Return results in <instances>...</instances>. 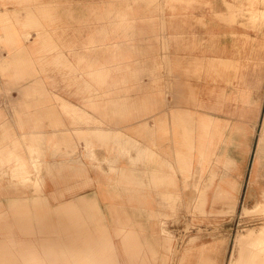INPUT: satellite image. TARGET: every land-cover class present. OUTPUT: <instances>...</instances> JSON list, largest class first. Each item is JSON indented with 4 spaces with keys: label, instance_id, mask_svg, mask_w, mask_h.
<instances>
[{
    "label": "crops",
    "instance_id": "obj_1",
    "mask_svg": "<svg viewBox=\"0 0 264 264\" xmlns=\"http://www.w3.org/2000/svg\"><path fill=\"white\" fill-rule=\"evenodd\" d=\"M2 2L0 23L7 33L0 32L6 42L0 61L10 62L7 75L34 74L35 63L34 75L42 79L36 101L23 98L9 105L14 112L3 138L10 135L15 144H29L34 169L36 145L45 153L35 193L6 198L7 207H0V252L9 255L5 260L18 255V261L35 263L61 248L72 264H98L101 243L92 241L105 237L116 249L115 240L123 244L125 237L145 233L147 251L135 257L140 264H167L171 236L163 227L156 231L163 218L158 215L166 213L164 204L175 203L173 199L187 203L192 168L199 163L203 171L206 163H214V154V165L225 169L212 166L202 202L211 187V197L222 201L225 210L236 209L242 186L229 174L238 168L237 156L233 149L216 153L221 142L215 141L245 139L251 123L221 118L216 95L240 94L245 109L260 105L251 95V30L234 23L236 12L250 0ZM257 10H252L254 18ZM259 11L264 17V9ZM33 30L35 43L29 44ZM61 31L66 39L60 38ZM33 49L36 53L29 52ZM63 75L68 96L62 103L56 76ZM50 93L40 100L39 94ZM7 120L0 117L5 125ZM235 143L243 149L248 145ZM15 148L0 146V171H6L4 161L13 162L12 177L26 185L31 169ZM263 148L264 123L251 181L258 180ZM244 193L254 204L257 195L264 196V184L251 183ZM54 233L57 243L44 239ZM183 254L178 264H198L193 250Z\"/></svg>",
    "mask_w": 264,
    "mask_h": 264
},
{
    "label": "rangeland",
    "instance_id": "obj_2",
    "mask_svg": "<svg viewBox=\"0 0 264 264\" xmlns=\"http://www.w3.org/2000/svg\"><path fill=\"white\" fill-rule=\"evenodd\" d=\"M0 1L2 3H0L1 9V7L3 8V0ZM254 7L258 9L257 17L255 18L252 14ZM259 9H264V0H250L248 7L244 9L242 6V10H238L236 12L234 23L241 24L242 26L250 28L251 30V95L254 99H258L260 101V105L259 107L251 106L245 109L242 100L237 97V95L240 94L216 95V100L220 105L219 113L221 118H223V116H227L231 118L230 121L234 123H251V129H249L247 126L245 129L246 133H250V135L247 136L246 134L245 139L239 140L248 142L247 147L245 146L244 149L242 146H239L235 143L239 141H215L221 142L217 143V146L215 147L216 153L223 150L229 152L230 149H233L234 153H236L238 168L237 170H233L229 176H232V178H237L239 181L238 188L240 185L242 186L241 197H236L237 205L235 210H225L224 207L226 205L222 201L218 199L215 200L211 197L212 189L209 187L207 189L208 200L203 203V188H205L206 183L209 180L208 178L211 169L216 167L219 172H222L225 167L221 163L217 166L214 165L216 160L215 154L213 155L212 161L214 163H206L203 171L201 170V165L199 163L197 165L195 164L194 168H192V173L188 176L187 180L189 195L187 203L181 204L179 202L180 199H173L172 201L175 203L164 204L163 208L166 213H161L162 215H158V217L162 216L163 218L159 221L156 231L158 232L160 228L163 227V231L171 236V249L168 253L167 264H178L179 260L181 259V255L189 246H192V248H189V250L187 249L183 256L189 253V251L193 250L194 255H196L199 259L198 264H218V262L219 264H232L240 257L241 246L240 244L238 245L237 240L241 236L246 237V241H248L246 248L254 250L257 257L259 256L258 258H261L259 261L256 257L257 259H253L249 264H264V196L262 194L257 195L254 204H249V200L245 198L244 193L247 185H251V183H256L258 185L264 184V148L258 162V180L251 181V171L256 158L257 141L264 123V17L260 15ZM2 25H5L4 22L0 23V27H2ZM4 28L5 27L3 26L0 29V32L6 34L7 31ZM34 32L36 31H30V38L28 39L29 44L35 43L36 36ZM65 32L66 31H61L60 38L66 39V37L63 35ZM4 38L5 37L0 36V59L3 58L2 54L5 53V51L3 52L4 48H2V44L6 43ZM29 52L36 53L34 49L29 50ZM9 65L10 62L0 61V117L3 115L8 117V120L6 121L8 122L7 125H5L3 121H0V146L4 144L7 149L10 148L13 150L14 147H16L15 151L17 153H19L21 150L20 154L23 155L26 165L31 169V171L27 177L28 181L26 186L24 183L17 180L18 178L15 179L12 177L11 174L13 162L4 161V163H2V169L6 170L5 172L2 170L0 171V207L2 208L7 207V205L4 204L6 198L9 199V197L18 196L20 194H23L24 196H32L35 193L33 184L41 182V168H43L42 158L45 154L43 153L44 151L42 152V150L39 149V145H36V152H33V154L36 155L38 159V166L37 169H34L31 158L32 155L30 154L31 151L28 148L29 144L26 146L23 145V142H21V145H19V143L15 144L13 143L14 139H8L10 135H8L6 139L3 138V136L5 137L3 133H6L7 130L9 131L8 126L10 125V113L13 115L14 112V110L9 105H15L19 102L22 103L21 100L23 98L26 101H36L34 98L35 95H37L35 89L39 85V80H42L41 78H37L34 75L36 71L35 63L31 65V67H34L35 69L34 74L28 72L26 77H18L15 79H12L7 75V73H9L7 70L10 69ZM64 75L60 76L59 79L56 76V79L61 82L60 86L58 87V93L61 97H58V100H60L62 103L65 101V99L62 97L67 98L68 96V81L67 77ZM44 80L47 84L48 79ZM13 83H18L16 85L27 88L21 87L19 89V86H13ZM43 85H45V83ZM43 96L44 98L46 96L51 97V93L47 95L39 94L40 100H42L41 97ZM244 110H247L248 113L246 116L242 117L241 114ZM240 126V129H242L243 124ZM237 127L238 126L235 128L238 129ZM242 130L239 132L243 133ZM248 130H251V132ZM243 135L244 134L241 136ZM226 142L231 143L228 144ZM34 144L36 143L33 141V145ZM38 169L39 172H37ZM229 176H227V179L230 178ZM219 179L220 178L218 177V183ZM224 183H226V180L222 184L225 185ZM259 201L263 202L257 206L256 203ZM244 206L251 207V210L244 211ZM254 232L255 234H253ZM57 234L58 233L52 234L54 236H48L45 234L47 236H45L44 239H47V241L50 243H57L59 239V236H56ZM261 234L263 235L262 238L260 237ZM146 237L147 235L145 233L142 236L129 235L124 238L123 244L119 238L118 240H115V248L118 249V251H115L116 249L113 248L112 243L108 238L101 237L96 241H92V244L98 242L101 243L102 248H100L99 245L96 247L99 252L97 254L99 262L98 264H140L141 259H137L135 255L137 252L140 255L139 257L142 258L143 252L147 251L142 246V241ZM210 241H217L219 246H216L218 248H213L214 245ZM202 243H205V245L203 247L199 246ZM28 244H34V242H29ZM37 249L42 250L40 245L37 246ZM60 249L61 248H55V251L53 250L54 253H47L48 258L40 259L35 263L72 264L67 254L62 253ZM50 250L52 249H49L48 251ZM36 251H38L36 254H38L39 257H44V255L39 250ZM258 253L262 256L260 257ZM7 256L9 255L2 254L0 252V264H35L18 261V255H16V258L13 260H5L4 258ZM152 264L156 263L153 262Z\"/></svg>",
    "mask_w": 264,
    "mask_h": 264
},
{
    "label": "bare ground",
    "instance_id": "obj_3",
    "mask_svg": "<svg viewBox=\"0 0 264 264\" xmlns=\"http://www.w3.org/2000/svg\"><path fill=\"white\" fill-rule=\"evenodd\" d=\"M213 175V174H212ZM252 229V228H251ZM255 234V232L253 233ZM254 238V236H253ZM251 239V238H250ZM255 239V238H254ZM246 237H239L237 240L238 245L240 244L241 246V251H240V257L238 258V260L236 262H233L232 264H249L253 259H255L257 257V255L255 254V251L252 249H247V243L248 241H246ZM253 240V239H252ZM254 242V241H253ZM250 245V244H249ZM189 250V249H188ZM259 254V253H258ZM260 255V254H259ZM262 255H260L261 257ZM186 257V256H185ZM259 257V256H258ZM257 257V258H258ZM183 258V257H182ZM256 258V259H257ZM261 259V258H260ZM260 259L258 258V260L260 261ZM263 259V258H262ZM184 260V258H183ZM182 260V261H183ZM181 261V262H182ZM254 263V262H253ZM258 263V262H257Z\"/></svg>",
    "mask_w": 264,
    "mask_h": 264
}]
</instances>
